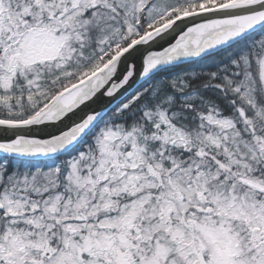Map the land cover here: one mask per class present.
Instances as JSON below:
<instances>
[{
	"label": "snow or ice",
	"instance_id": "1",
	"mask_svg": "<svg viewBox=\"0 0 264 264\" xmlns=\"http://www.w3.org/2000/svg\"><path fill=\"white\" fill-rule=\"evenodd\" d=\"M0 264H264V0H0Z\"/></svg>",
	"mask_w": 264,
	"mask_h": 264
}]
</instances>
